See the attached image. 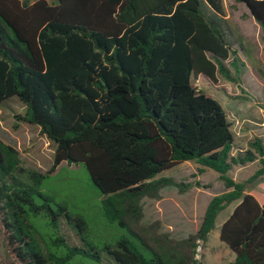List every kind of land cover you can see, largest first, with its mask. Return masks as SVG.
I'll list each match as a JSON object with an SVG mask.
<instances>
[{
    "label": "trees",
    "instance_id": "obj_1",
    "mask_svg": "<svg viewBox=\"0 0 264 264\" xmlns=\"http://www.w3.org/2000/svg\"><path fill=\"white\" fill-rule=\"evenodd\" d=\"M238 1L264 37V0ZM204 2L224 13L223 0H0V104L18 98L25 111L16 118L55 144L52 166L41 172L0 138V217L21 264H200L199 241L236 201L220 228L235 253L224 264H264V194L246 192L264 176V139L233 153L227 112L193 83L200 74L235 80L226 64L232 55L236 75L240 67ZM65 161L84 163L98 188L103 234L44 191ZM186 161L217 172L226 190L210 199L198 229L178 239L160 221L144 222L143 200L159 199L166 186L193 187L157 177ZM254 162L261 166L247 181L230 175ZM61 217L81 245L59 234Z\"/></svg>",
    "mask_w": 264,
    "mask_h": 264
},
{
    "label": "rangeland",
    "instance_id": "obj_2",
    "mask_svg": "<svg viewBox=\"0 0 264 264\" xmlns=\"http://www.w3.org/2000/svg\"><path fill=\"white\" fill-rule=\"evenodd\" d=\"M223 4V14L215 13L205 2L202 9L222 29L233 51H239L236 54L240 57L238 75L231 64L232 55L226 64L235 80H228L219 73L217 81H213L200 74L198 77L193 76V83L197 89L217 99L227 112L235 134L233 153H237L240 149L248 148L249 140L255 136L264 139V37L262 27L257 20H252L254 18L244 2L223 0ZM237 37L241 39L240 42ZM24 111L25 105L16 97L0 104V138L19 149L24 166L47 172L53 163L55 144L42 134L39 126L20 122L16 118V115ZM260 166L259 162H254L237 167L230 175L244 182ZM199 167L195 161H186L160 173L157 177H172L178 182H191L194 186L185 192H180L176 186H166L161 189L159 199L144 198V222L160 221L161 230L178 239L195 232L210 199L226 190L217 172L210 169L200 171ZM197 182L200 184L196 185ZM262 185L264 176L247 183L246 192L264 194ZM44 191L55 195L59 201H65L74 214H83L95 233L106 232V223L100 219L102 198L84 163L70 165L63 162L45 182ZM237 202L231 203L219 213L208 241L205 244L199 241L196 255L200 257V264H224L235 256L220 240L219 233L222 223ZM58 232L71 244L81 245L76 231L65 217L59 220ZM118 232H109L108 237L118 235ZM0 262L21 264L7 244L1 217ZM76 264L98 263L77 259Z\"/></svg>",
    "mask_w": 264,
    "mask_h": 264
},
{
    "label": "crops",
    "instance_id": "obj_3",
    "mask_svg": "<svg viewBox=\"0 0 264 264\" xmlns=\"http://www.w3.org/2000/svg\"><path fill=\"white\" fill-rule=\"evenodd\" d=\"M250 14H251V13H250ZM251 17H253V16L251 15ZM253 18H254V17H253ZM252 20L256 21V19H255V18H254V19H252ZM256 22H257V21H256ZM257 23H258V22H257ZM258 24H259V23H258ZM259 26H261V25L259 24ZM237 203H238V202H237ZM237 203H236V204H237ZM236 204H235V206H236ZM235 206H234V208H235ZM234 208L231 210V212H230L229 216H230V215H231V213L233 212ZM229 216H228V217H229ZM228 217H227V218H228ZM227 218H226V219H227ZM219 235H220V233H219ZM223 243H224V242H223ZM224 244H225V243H224ZM234 258H235V256L233 257V259H232V260H234ZM232 260H231V261H232Z\"/></svg>",
    "mask_w": 264,
    "mask_h": 264
},
{
    "label": "built area",
    "instance_id": "obj_4",
    "mask_svg": "<svg viewBox=\"0 0 264 264\" xmlns=\"http://www.w3.org/2000/svg\"><path fill=\"white\" fill-rule=\"evenodd\" d=\"M196 259H197V260H199V259H200V257H199V255H198V254L196 255Z\"/></svg>",
    "mask_w": 264,
    "mask_h": 264
}]
</instances>
